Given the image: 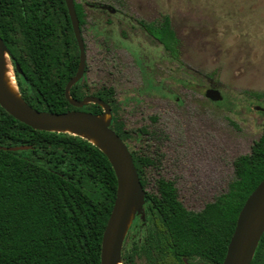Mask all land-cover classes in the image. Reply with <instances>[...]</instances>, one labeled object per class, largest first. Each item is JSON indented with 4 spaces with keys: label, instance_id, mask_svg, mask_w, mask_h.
Returning a JSON list of instances; mask_svg holds the SVG:
<instances>
[{
    "label": "trees",
    "instance_id": "obj_1",
    "mask_svg": "<svg viewBox=\"0 0 264 264\" xmlns=\"http://www.w3.org/2000/svg\"><path fill=\"white\" fill-rule=\"evenodd\" d=\"M0 0V36L12 54L22 99L38 110L73 107L64 87L78 67V49L63 0ZM37 10L32 15L30 10ZM20 11V12H19ZM160 39L173 40L164 16ZM73 84L70 97L87 92ZM109 102L112 92H95ZM258 96H263L259 95ZM125 140L113 118L110 126ZM29 145L23 150L4 147ZM140 181L151 163L131 153ZM234 176L225 192L200 211L188 210L171 181L158 179L146 191L143 216L135 215L122 246V264H221L247 196L264 177V127L249 153L233 161ZM117 181L106 155L88 140L69 133L35 130L0 107V264H100L101 238L115 199ZM250 264H264V232Z\"/></svg>",
    "mask_w": 264,
    "mask_h": 264
},
{
    "label": "rangeland",
    "instance_id": "obj_2",
    "mask_svg": "<svg viewBox=\"0 0 264 264\" xmlns=\"http://www.w3.org/2000/svg\"><path fill=\"white\" fill-rule=\"evenodd\" d=\"M83 1L88 82L115 85L119 89L117 98L123 101L132 92L120 91L138 82L132 59L142 69L146 67L137 92L144 95L149 105L142 103L143 109H139L138 99L136 110L122 113L127 129L142 125L153 134V138L142 135L130 146L154 161L144 172L146 189L155 190L159 177L171 179L183 205L201 210L205 203L226 191L234 176L233 160L250 152L264 126V112L259 109L264 108V99L258 100L255 95L264 94V0L255 1L252 10L241 0H104L127 13L142 6L138 16L144 20L159 14L170 18L181 40V61L171 62L164 52L156 81L149 72L152 63L144 66L151 47L145 44L137 49L117 35V22L123 21L119 14L109 18L107 12L94 9L102 18L93 24L99 29L93 27L97 17L90 11L93 0ZM237 7L242 9L237 11ZM102 37L112 38L123 47H115L111 41L112 45L103 44ZM174 68V76L186 80L172 84L176 92H169ZM164 76V83H160ZM210 84L222 92L223 102L204 97ZM174 96L182 102L177 103ZM157 97L160 110L159 105L149 103ZM127 107L125 103L124 110ZM132 111L133 116L129 114ZM154 117L159 120L153 121Z\"/></svg>",
    "mask_w": 264,
    "mask_h": 264
},
{
    "label": "water",
    "instance_id": "obj_3",
    "mask_svg": "<svg viewBox=\"0 0 264 264\" xmlns=\"http://www.w3.org/2000/svg\"><path fill=\"white\" fill-rule=\"evenodd\" d=\"M71 20L75 38L78 43L80 60L78 68L70 77L64 88V95L75 108L88 103H97L102 112L95 114L79 109L64 112L38 110L26 103L19 92L12 54L0 36V107L16 120L35 130L55 131L80 136L96 145L108 158L117 181L115 199L104 227L101 246L100 264H122V246L128 229L135 217L143 216L146 191L140 181L132 154L126 143L110 127L111 109L102 99L86 96L81 100L70 97L69 89L83 75L85 68V50L78 28L73 0H64ZM5 54L8 55L18 95L12 94L3 80ZM205 95L213 100L221 99L218 89L210 87ZM108 116V118H106ZM94 140V141H93ZM16 151L30 148L29 145L4 147ZM264 232V177L244 201L235 222V227L227 244L226 253L221 264H250L257 244Z\"/></svg>",
    "mask_w": 264,
    "mask_h": 264
},
{
    "label": "flooded vegetation",
    "instance_id": "obj_4",
    "mask_svg": "<svg viewBox=\"0 0 264 264\" xmlns=\"http://www.w3.org/2000/svg\"><path fill=\"white\" fill-rule=\"evenodd\" d=\"M14 1L16 3V7L18 5L20 6L19 3H20L21 0H14ZM33 1H39V0H33ZM41 1L43 2L44 0H41ZM107 1H111V0H107ZM115 1L120 2L121 0H115ZM136 1H138V0H136ZM229 1H232V0H229ZM241 1L247 3L248 7L250 8V10H252V8L255 5V1H259V0H241ZM73 3H74V9H75L76 17L78 19V28H79L80 36H81V38L83 40L84 50H85V68H84V72H83L82 77L77 82H81L82 84L85 85L84 90H85V92H87V94H85L81 99H83L86 96H95V97L100 98L97 94H95V92H105V91L112 92V97H111L110 103L109 102H105L102 98H100V99H102L105 103H107L110 106L111 115H112L111 124L113 123V118H115L116 121L118 123H120V125L122 126V129L125 131V135H126L125 140H123V141L126 143L128 149L130 150L131 153H141L143 156H146L144 153L139 152L138 150L131 149L130 146H131V143H133V141H135L137 139L141 140V138L143 137L142 135H148V137L153 138V134L149 133L147 131L148 128L145 127V126H142V125L139 126L136 129H130V130L127 129L126 126H125L126 118H124L123 115H122V113H124L126 111L136 110L137 108H135V104L139 103L138 99H140V107H139V109H143L142 103H144L145 105H149L148 102H146L143 99L144 95L139 93V92H137V85L140 84V75L141 74L142 75L143 74L146 75V70H145L146 67H145V69H142L141 65L140 64L137 65L135 63V61L132 59V61H133L132 64L137 69L136 73H137L138 82H137V84H130V87H127L124 90L120 91V92H132V93H130L131 95L128 97V99L126 98V100H123V101H121V100H119L117 98V95H118L117 92H119V89L115 85L104 84V83L103 84H97V85H91L88 82V80H87V71H88L87 49H86L85 37H84V34H83V26L86 24V11H85V7H84L85 5H84V1L83 0H73ZM64 5H65V8H66V12H65V15L63 17L64 25L62 26V35L64 37H67V35H68V22H69L70 26H71V29H72L73 38L75 40V43H76V46H77V49H78V65H79V60H80L79 47H78L77 40L75 38V34H74V31H73V28H72L71 20H70L69 14H68V10H67L65 1H64ZM139 5H141V3ZM89 6H92L90 11H93L94 13H95L94 9H101V10L107 12V15H108L109 18L111 16L113 17L114 15L119 14V16L121 17L120 19H123V21L119 20L117 22V27H116L117 31H116V33H117V35H120L122 38H124L125 41L129 44V46L134 47V45H135L137 47V49H140L142 45L147 44L146 45L147 47H151L152 50H150V52L148 53L149 56L147 58V62L145 61L144 66H145V64H149V61H150V63H152V68L150 69L149 72L152 73L153 76H151V77H153V79L155 81H156V79L160 78V64L165 59L164 52L168 53V58H169L168 60H170L171 62H174L173 59L176 60L177 62L181 61L180 58H179V46L181 45V40H180L179 36L177 35V33L175 32V30L172 28L171 20H170V18L168 16L167 17L169 19L170 27H171V29H172V31L174 33V39L173 40H168V41H163V40L160 39V25H161V23H162V21L164 19V16L160 17V14L156 15V16H153L151 20H144V19L139 18V16H138V14L143 11L142 6L140 8L138 7V10H134V11L131 10L132 13H134V14H132L131 12L127 13L126 11H122L121 9H118V8H114L112 6V4H108L104 0H93V2L91 4H89ZM240 9H242V7H237V11H240ZM30 12H31L32 15H35L36 13H38V11L34 10V9L30 10ZM95 14L97 15V17H96L95 21L92 23L93 27H97V26H95L93 24H95L96 21H98L99 19L102 18L101 15H98L97 13H95ZM109 22H111V20H109ZM97 28L99 29V27H97ZM98 31H97V33H98ZM98 35H100V33H98ZM140 35H142L143 38ZM110 41L112 42V44L115 45V47H117V46L118 47H123V45H119L120 43L114 42L112 40V38L109 39L107 37V39H105V38L102 37V43L103 44L109 43ZM109 44L112 45L111 43H109ZM130 49H132V48H130ZM132 51H133V49H132ZM132 51H131V54H132ZM149 58H150V60H149ZM174 70H176V69L174 68L172 70V74L174 73ZM192 70L195 71V69H192ZM190 71H191V68H190ZM173 77H174V80L171 83V89H170L169 92H176L172 88V84H175L176 82H178V83L179 82H185V80H186L185 78L182 79V78L176 77V76H174V74H173ZM164 78H165V76L160 80V83H164V81H162ZM77 82H75L74 84H76ZM131 85H133V86H131ZM209 86L214 87L215 85L210 84ZM208 88H210V87H208ZM208 88H206L204 93H203L204 97H206L209 101H212V102H215V103L223 102L224 96H223L222 92L219 89L218 90L220 92L221 99L213 100V99L208 98L205 95L206 90ZM134 92H137V93H134ZM258 94L260 95L261 93H255V95L257 96L258 100L264 99V94H261L263 96H258ZM173 98H175L177 103H181L182 102V99L180 97L176 98L174 96ZM81 99H76V100H81ZM125 103H127L129 105V107H127V110H124V104ZM149 103L159 105V110H160V97H157L155 99H151ZM94 104H97V103H94ZM259 109H260V111L264 112V108L259 107ZM88 112H90V111H88ZM129 114H131L133 116L134 115V111L129 112ZM156 120H159V118L158 117H154L153 121H156ZM149 139H147V140H149ZM250 150H251V148H250ZM147 157L151 160V163L143 167V169L141 171V174H142L143 178H144L145 169L154 165L153 159L150 158L149 156H147ZM232 165H233V162H232ZM233 169H234V167H233ZM159 178L163 179V180H166V181H171L173 183V186L176 188L175 182L173 180L166 179L164 177H159ZM159 178H157V180ZM157 180H156V183H157ZM144 181H145V178H144ZM229 182H228V184H229ZM228 184H227V188H228ZM145 186H146V182H145ZM145 186H143L145 191H148ZM156 188H157V186L155 187V189ZM176 190H177V188H176ZM177 194H178V190H177ZM178 199H179V197H178ZM204 206L202 207V209L204 208ZM188 210H190V209H188ZM192 211H194V210H192ZM141 262H142L141 264H146L144 260H142Z\"/></svg>",
    "mask_w": 264,
    "mask_h": 264
},
{
    "label": "bare ground",
    "instance_id": "obj_5",
    "mask_svg": "<svg viewBox=\"0 0 264 264\" xmlns=\"http://www.w3.org/2000/svg\"><path fill=\"white\" fill-rule=\"evenodd\" d=\"M5 65L3 72V80L7 89L14 95H18V89L16 86L15 76L12 68L11 61L7 54L4 56ZM108 118V116L106 117ZM94 141V140H93Z\"/></svg>",
    "mask_w": 264,
    "mask_h": 264
}]
</instances>
